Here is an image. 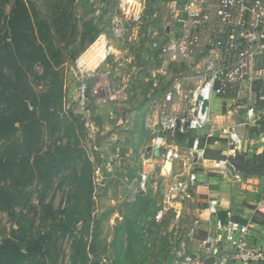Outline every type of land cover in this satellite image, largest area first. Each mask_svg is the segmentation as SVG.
Listing matches in <instances>:
<instances>
[{"label": "rangeland", "instance_id": "obj_1", "mask_svg": "<svg viewBox=\"0 0 264 264\" xmlns=\"http://www.w3.org/2000/svg\"><path fill=\"white\" fill-rule=\"evenodd\" d=\"M21 1L32 17L16 21L19 33H14L10 21L16 0H0V122L3 117L17 120L12 137L0 131V264H174L178 236L186 239L191 220L207 210L200 198H208V185L216 182L217 188L231 178L206 171V183L170 207L162 222L155 220V212L176 179H185L180 171L168 177L163 166L157 189L150 187L134 198L128 194L143 170L141 151L149 141L143 118L147 96L154 93L145 81L149 72L144 69L149 66L142 65V70L137 54L141 38L146 43L163 34L168 11L159 8L161 0H136L130 3L129 13L122 10L127 0ZM116 19L126 42L115 33ZM14 41L19 42L17 47L11 46ZM33 44L43 48L46 63L25 56ZM127 49L136 58L113 76L119 72L125 76L128 102L77 112L73 100L78 65L113 70L115 59L103 60L106 53L120 51L124 59L119 57L118 62L127 64ZM169 71L162 77L164 83L171 79ZM166 86L165 92L154 96L164 100L172 95L171 85ZM213 108L216 114L218 108ZM112 109L114 119L108 116ZM257 112L263 129L264 106ZM253 140L244 146L253 151L252 157L244 150L237 157L210 156L214 161L227 158L240 171V179H231L224 185L227 188L237 191L235 184L248 193L252 192L246 187L249 183H258L259 188L263 184L248 180L255 170L264 175V147L258 144L257 148ZM222 143L227 152L228 145ZM115 149L122 153L121 163L114 174H105V185L98 186L94 167ZM260 217L263 228H256V240L264 246V217ZM6 242L23 255L6 250ZM187 242L190 253L203 257L198 241Z\"/></svg>", "mask_w": 264, "mask_h": 264}, {"label": "built area", "instance_id": "obj_2", "mask_svg": "<svg viewBox=\"0 0 264 264\" xmlns=\"http://www.w3.org/2000/svg\"><path fill=\"white\" fill-rule=\"evenodd\" d=\"M127 1L122 10L128 9L129 13L130 3L136 0ZM158 6L169 14L164 32L146 43L141 38L137 54L140 68L149 66L144 69L149 72L145 81L152 84L154 93L147 96L143 118L149 134V141L141 151L143 170L129 186L128 194L134 198L150 187L157 189V166L163 169L167 161L179 166V176L185 179L173 183L164 204L155 213V220L162 222L170 207L195 192L199 175L194 165L206 159L208 147L222 145L223 140L230 152L238 154L248 140L247 129L260 127L257 108L264 106V0H161ZM113 24L115 33L126 42L120 21L116 19ZM119 53L107 52L103 59H115L113 70H100L99 66L87 70L78 65L73 100L77 112L83 114L92 106H120L128 102L130 92L123 87L125 76L121 72L113 75L129 66L136 55L132 56V50L127 49V64H124L117 60L124 59ZM168 69L171 79L164 83L162 77ZM168 84L172 95L164 100L154 96L165 92ZM187 94L188 102L185 101ZM213 105L218 108L216 114ZM108 112L109 118L114 119L113 109ZM236 116L239 118L234 119ZM206 130L200 137L199 132ZM188 137H191V147L183 155L176 144ZM156 151L161 152L160 157L155 155ZM121 160V151L115 149L103 164L94 167L98 186L105 185V174H114ZM229 165L230 161L224 157L212 162L214 169L230 174ZM172 173L166 176L171 177ZM207 210L210 216H217L219 200L211 198ZM253 212L264 215V197L255 202ZM176 224L180 227L179 218ZM250 225V220L243 222L234 210L226 211L225 220L206 242L210 244L211 258L188 251L187 241L193 239L192 230L186 239L179 235L173 251L174 264H264V249L252 242Z\"/></svg>", "mask_w": 264, "mask_h": 264}, {"label": "crops", "instance_id": "obj_3", "mask_svg": "<svg viewBox=\"0 0 264 264\" xmlns=\"http://www.w3.org/2000/svg\"><path fill=\"white\" fill-rule=\"evenodd\" d=\"M215 103H218V101H216ZM238 118H239V116H236L234 119H238ZM207 131L208 130L199 132V135H201L200 137H202V135L206 134ZM246 134L248 136V140L255 138V140H253V141H254V143L257 142V148H259L260 145H261V147H264V128L262 129L261 126L260 127H252V128L247 129ZM178 141L179 142L176 144V149L180 150V152L183 155L187 154L189 151V148L191 147V137L183 138V139L178 140ZM204 141H205V139H202L203 145L206 144V142H204ZM221 142H223V140ZM258 144H260V145H258ZM206 150H207L206 151V159L200 160L197 162V164L194 165V171L197 172L199 175L197 185L200 184L201 187H202V185H204V183H206V181L203 180V177L205 176V174H207L206 171H216V172H222L225 174H229L226 171L214 169L212 166V162L214 161V159H211L210 156H213L214 154H220L223 156L225 154V157H237L238 154L240 155L241 153H244L245 151L248 152L247 155H249L250 157H252V155H253V151L252 150L248 151L247 149H245V147L243 148L244 152L242 150L238 154H235V153L233 154L232 152L229 151L228 148H227V152H226L223 145H221V146L219 145V146H215V147L210 146ZM142 158H143V156L141 155V161H142ZM230 164H231V162H230ZM176 170L180 171V167L177 165L176 166L173 165V173L172 174H174L176 172ZM161 172H162V169L157 166V173L160 175ZM229 175H230L231 179H237V178L240 179L239 178L240 171H235V168H234V172L230 171ZM176 178H178V176ZM231 179L228 182L232 181ZM210 180L212 181V178ZM248 180L249 181L257 180L258 182H261L263 184H261V187L259 188V186H257L258 183L253 184L252 186L249 183L248 186H246V187L252 188V192L246 193L247 192L246 191L245 193H242L240 190L241 186H239V185H235V184L233 185V187H236L235 189H237V191H235L233 189H230L229 187L227 188L226 186H224V185L229 184L227 181L224 182V185L218 184L217 188H216V186H217L216 182H213L212 187L208 185V187H209L208 198H200V199H203L205 201V203L207 204V209H208V201L211 198H217L219 200V214L217 216H210L208 213V210H202L204 215H202L200 218H193L189 224V227H190L189 230H192V232L194 234H193V239L188 240V241L189 242L190 241L191 242H193V241L199 242V245L201 246L199 251L204 250V252L202 254L203 257H206V258L213 257L211 248L205 247L206 246L205 244H207L206 242L208 241V239L210 237L214 236V234L217 232L218 226L220 225L221 222H223L225 220L226 211H229V210H234L236 216L239 217V219L242 220L243 222H248L249 220L251 221L250 226H251V232H252V242L264 249V246L260 243V241L256 240L257 239L256 238V236H257L256 228H263V226L260 225V223H259V219L261 218L260 216L264 217V215L260 214V213H254L253 212V205L255 204V202L264 197V193H263L264 192V176L263 175H260V176L253 175ZM176 181H178V180L176 179ZM238 182H240V181H238ZM260 195H263V197H261L259 199L258 196H260ZM241 197H245V198H243L241 203H239L237 200L240 199ZM197 237H198V239H197ZM208 249H210V250L207 253L206 250H208ZM199 251H197V252H199Z\"/></svg>", "mask_w": 264, "mask_h": 264}, {"label": "trees", "instance_id": "obj_4", "mask_svg": "<svg viewBox=\"0 0 264 264\" xmlns=\"http://www.w3.org/2000/svg\"><path fill=\"white\" fill-rule=\"evenodd\" d=\"M13 16L11 17V21H10V26H12V31L14 33H19V28H15V22L16 21H28L32 16L28 13V11L25 8V4L23 1L21 0H16L15 3V8L13 9ZM18 41H14L11 46H18ZM28 45H31L30 42L27 43ZM33 46V50L31 52H26L25 56H30V60L29 61H35V62H42V63H46V55L44 54V50L41 46ZM19 50V47L17 48ZM21 52H19L20 54ZM34 54V55H33ZM10 56V55H8ZM13 57V55H11L9 57V59ZM8 59V60H9ZM14 63H16V61H12ZM7 66H13L11 64H7ZM13 68V67H12ZM10 118H6L3 117L2 121L0 122V131L1 133H5L6 131L9 133L8 134V138L12 137V135H14L17 131V128L15 127L16 121L15 119H11ZM11 134H10V132ZM0 135H3L1 134ZM1 139V138H0ZM254 175H263L261 174L258 170H255ZM264 176V175H263ZM156 213V212H155ZM6 250L9 251H17V253H19L20 255H23V253L18 250V249H14L13 245L11 246V244L9 242H6L3 246ZM32 248H36V245H31Z\"/></svg>", "mask_w": 264, "mask_h": 264}, {"label": "water", "instance_id": "obj_5", "mask_svg": "<svg viewBox=\"0 0 264 264\" xmlns=\"http://www.w3.org/2000/svg\"><path fill=\"white\" fill-rule=\"evenodd\" d=\"M205 105L208 106V102H207V101H205ZM155 155H156L157 157H160V156H161V152H160V151H156V152H155ZM167 163H168V161L165 162L164 166H166ZM228 169H229L230 171L234 172V166H233L232 164H230V165L228 166ZM194 228H195V227H194ZM206 247H210V244L207 243V244H206Z\"/></svg>", "mask_w": 264, "mask_h": 264}, {"label": "bare ground", "instance_id": "obj_6", "mask_svg": "<svg viewBox=\"0 0 264 264\" xmlns=\"http://www.w3.org/2000/svg\"><path fill=\"white\" fill-rule=\"evenodd\" d=\"M172 169H173V165H172V163H171L170 161H168L167 165L165 166V170L168 171L167 174H169V172H171ZM167 174H166V175H167Z\"/></svg>", "mask_w": 264, "mask_h": 264}]
</instances>
